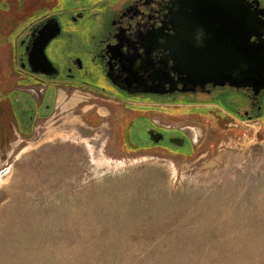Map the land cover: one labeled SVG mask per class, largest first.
<instances>
[{
    "label": "rangeland",
    "instance_id": "374dc122",
    "mask_svg": "<svg viewBox=\"0 0 264 264\" xmlns=\"http://www.w3.org/2000/svg\"><path fill=\"white\" fill-rule=\"evenodd\" d=\"M54 1L11 6L0 31L15 39V17ZM16 48L0 44V264H264V107L249 119L186 97L39 90ZM13 97L38 114L18 135Z\"/></svg>",
    "mask_w": 264,
    "mask_h": 264
},
{
    "label": "flooded vegetation",
    "instance_id": "af4514ba",
    "mask_svg": "<svg viewBox=\"0 0 264 264\" xmlns=\"http://www.w3.org/2000/svg\"><path fill=\"white\" fill-rule=\"evenodd\" d=\"M24 1L0 0V17H7L11 6L16 7L15 12L12 9L14 16L20 11L23 12ZM97 1L77 2L73 5L65 3L62 6V0H59L58 4L55 0V5L50 6L52 10L49 9V12H45L37 19L31 20L30 17H24V14L20 19L15 17L17 25L10 33L17 31L15 39L11 41L8 40V21L4 22L6 27L0 31L3 34L0 37V44H17L15 58L20 64L19 79L23 85H36L39 90L47 86L49 90H55L58 87L83 88L97 95L109 94L120 99L123 97L131 99L186 97L189 98L187 100L190 103L197 101L201 104L217 105L232 116L241 115L242 108H245L244 115L249 119L261 113L264 107L262 98L264 94L254 97L250 90L237 91L229 87L209 85L206 91L160 94L132 92L127 89L126 83L127 88L123 87L128 76L127 58L133 54L145 56V45L154 47L157 44H169L168 39L175 34L170 24V6L173 0ZM256 1L260 8H264V0ZM50 19L57 20L61 27L60 34L53 38L45 48L54 66L51 67L53 73H36L29 64L30 55L34 51L39 30ZM162 52V49L152 51L150 52L151 57L154 61H159L163 55ZM219 90V95L215 97L216 100H212L213 94ZM125 98L124 101H126ZM234 98H237V101H233ZM0 103V105L3 104L2 101ZM230 104L237 107L231 108ZM21 107L22 109L16 114L15 108H20V106H15L13 97L11 108L14 120H11V125L16 126L17 132L13 134L17 135L20 132L23 133L26 126L31 129L38 118L32 102L27 100L26 105L23 103ZM7 112L9 113L8 108ZM9 118L10 116H6V120ZM5 138V136L0 137L3 141Z\"/></svg>",
    "mask_w": 264,
    "mask_h": 264
},
{
    "label": "water",
    "instance_id": "95a60500",
    "mask_svg": "<svg viewBox=\"0 0 264 264\" xmlns=\"http://www.w3.org/2000/svg\"><path fill=\"white\" fill-rule=\"evenodd\" d=\"M170 10L175 34L169 44L145 45V56H129L123 87L127 84L125 88L132 92L173 94L206 91L211 85L250 90L254 97L263 94L264 8L256 0H173ZM60 31L55 19L39 30L29 59L34 72L53 73L45 48ZM160 49L163 55L154 61L150 52ZM149 135L155 143L165 139L155 129ZM170 140L185 143L178 136Z\"/></svg>",
    "mask_w": 264,
    "mask_h": 264
}]
</instances>
